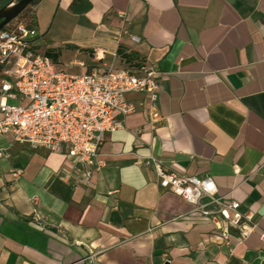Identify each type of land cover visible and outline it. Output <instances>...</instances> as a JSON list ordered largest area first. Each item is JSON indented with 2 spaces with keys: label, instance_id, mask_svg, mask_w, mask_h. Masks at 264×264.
<instances>
[{
  "label": "crops",
  "instance_id": "0c3cea01",
  "mask_svg": "<svg viewBox=\"0 0 264 264\" xmlns=\"http://www.w3.org/2000/svg\"><path fill=\"white\" fill-rule=\"evenodd\" d=\"M36 4L32 27L43 28L37 14L45 26H73L76 38L64 46L74 59L64 68L155 65L159 118L144 94H127L135 110L103 136L89 180L65 155L0 133V264H264V0ZM38 39L62 64L63 44L42 48ZM149 158L210 177L218 195L254 215L255 230L223 242L211 219L159 187Z\"/></svg>",
  "mask_w": 264,
  "mask_h": 264
},
{
  "label": "built area",
  "instance_id": "2783aa9c",
  "mask_svg": "<svg viewBox=\"0 0 264 264\" xmlns=\"http://www.w3.org/2000/svg\"><path fill=\"white\" fill-rule=\"evenodd\" d=\"M36 35L35 28L23 21L0 30V133H10L14 142L65 155L82 180H89L101 167L97 158L103 136L123 127L117 115L124 118L135 110L126 101L127 94H144L151 118H159L161 72L155 65L142 64L133 69L110 67L70 74L39 49ZM130 39L139 41L134 36ZM18 97L24 103L7 102ZM146 164H153L160 188L181 197L215 223L223 242H243L255 230L254 215L239 213L237 201L218 195L210 177L178 174L152 158ZM17 174L12 171L13 176ZM259 237L264 241V233Z\"/></svg>",
  "mask_w": 264,
  "mask_h": 264
},
{
  "label": "rangeland",
  "instance_id": "374dc122",
  "mask_svg": "<svg viewBox=\"0 0 264 264\" xmlns=\"http://www.w3.org/2000/svg\"><path fill=\"white\" fill-rule=\"evenodd\" d=\"M12 0H0L1 3H7L10 2ZM36 1V0H34ZM37 2H34L33 4H30L29 6H27L25 8V10L19 15L17 16L14 20H12V25H15L18 21H23L24 23H28L32 17V11L34 12V8L37 6L36 4ZM40 14H37V17L40 18L41 21V25H43V28L41 27H37L35 26L37 35L36 37H38V43L39 45L41 44V47L43 48V45H45V43H59L60 48H62V44H63V48L60 50L61 56H60V63L62 64H58L56 65L57 68H60L62 70H65L66 72L70 73V74H78V72L80 71V68L78 66H70L69 68L67 67H63L62 65L64 64H68L71 60L74 59V52L72 50H68L64 45L66 43H68V40H72L76 37L74 36V30H73V26L71 25V23L64 21V20H58L57 22L53 21L49 24H47V26H45L46 22H44L43 18L41 16H38ZM44 26L46 28H44ZM42 35L45 36L44 38H42ZM59 48V49H60ZM82 57H78V59H81ZM123 62V61H121ZM123 63H121L122 65ZM123 66V65H122ZM9 104H18L17 101H9Z\"/></svg>",
  "mask_w": 264,
  "mask_h": 264
},
{
  "label": "water",
  "instance_id": "95a60500",
  "mask_svg": "<svg viewBox=\"0 0 264 264\" xmlns=\"http://www.w3.org/2000/svg\"><path fill=\"white\" fill-rule=\"evenodd\" d=\"M33 0H12L0 8V30L19 16ZM167 264V263H166Z\"/></svg>",
  "mask_w": 264,
  "mask_h": 264
},
{
  "label": "trees",
  "instance_id": "16d2710c",
  "mask_svg": "<svg viewBox=\"0 0 264 264\" xmlns=\"http://www.w3.org/2000/svg\"><path fill=\"white\" fill-rule=\"evenodd\" d=\"M37 1H38V0H36V1L33 0V2H32L31 4H33L34 2H37ZM32 24H33V18L31 17L30 21L27 23V26L32 27ZM11 27H13L12 22L8 23V24L4 27V29H9V28H11ZM48 55H50L51 57H55V56H54L53 54H51V53H48ZM122 58L126 61V60L128 59V56H127L126 54H123V55H122Z\"/></svg>",
  "mask_w": 264,
  "mask_h": 264
},
{
  "label": "flooded vegetation",
  "instance_id": "af4514ba",
  "mask_svg": "<svg viewBox=\"0 0 264 264\" xmlns=\"http://www.w3.org/2000/svg\"><path fill=\"white\" fill-rule=\"evenodd\" d=\"M8 3V2H7ZM7 3H1L0 2V8L2 7V6H4L5 4H7Z\"/></svg>",
  "mask_w": 264,
  "mask_h": 264
}]
</instances>
